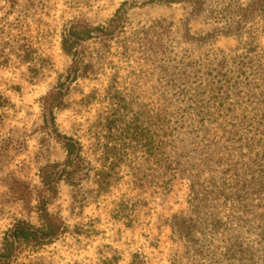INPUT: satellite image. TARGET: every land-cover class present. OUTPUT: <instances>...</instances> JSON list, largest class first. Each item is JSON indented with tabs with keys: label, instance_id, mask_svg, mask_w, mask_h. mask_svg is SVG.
<instances>
[{
	"label": "rangeland",
	"instance_id": "rangeland-1",
	"mask_svg": "<svg viewBox=\"0 0 264 264\" xmlns=\"http://www.w3.org/2000/svg\"><path fill=\"white\" fill-rule=\"evenodd\" d=\"M8 2L0 0V96L9 103L0 109V252L17 222L40 227L41 207L66 231L0 263L129 264L136 256L146 264L220 263L233 231L209 233L219 246L213 262L195 254L182 228L189 219L209 228L232 220L231 205L203 197L221 172L241 174L264 152V0H204L202 12L164 0ZM254 2L261 10L253 7L240 31L212 34L234 27ZM119 10L122 22L105 35ZM160 19L166 29L158 26L155 37L165 44L152 51L163 50L172 74L195 76L186 96L170 90L144 45ZM84 27L93 37L69 55L63 39ZM22 43L28 62L2 50ZM241 63H252L246 77ZM54 92L64 98L52 116L46 98ZM69 141L82 159L72 181L60 179ZM44 170L55 175V193L41 183ZM254 209L262 224L264 205Z\"/></svg>",
	"mask_w": 264,
	"mask_h": 264
},
{
	"label": "trees",
	"instance_id": "trees-1",
	"mask_svg": "<svg viewBox=\"0 0 264 264\" xmlns=\"http://www.w3.org/2000/svg\"><path fill=\"white\" fill-rule=\"evenodd\" d=\"M10 6L15 7L17 0H8ZM169 4L176 3H188L194 5L196 12H202L204 8V0H164ZM242 7V6H241ZM256 8L257 11H260L261 8L257 2H254L251 5L242 8L239 13L240 16L238 21L235 22L234 27H229L231 24H226L222 29L216 28L212 34H228L230 32L240 31L239 26H245L248 21L251 9ZM233 18L229 21H233ZM123 20V15H121V10L117 12L115 17L110 20L107 27L101 29L100 31L105 35H110L114 33L120 23ZM165 23V20L160 19L152 23V27L149 28L147 37L144 39V45L147 46L150 57H153L155 63L161 62L162 72L166 75L167 85L170 87V90L175 92L177 96H186L188 94L187 87L189 83H192V80L195 79V76L187 75L185 73L175 72L171 73V69H174L172 66H167L165 59V54L162 51L154 52L152 49H163L164 40L158 39L155 37L157 30H165L161 24ZM1 24V23H0ZM160 26V27H158ZM167 30H168V25ZM238 26V28H236ZM158 27V29H157ZM187 24L184 23V28L186 29ZM1 28V27H0ZM96 30H99L97 28ZM92 29L82 28V30L76 31L75 28L70 29L69 36L65 37L62 41V48L69 55H76V52L73 50L79 45V41L90 40L92 36ZM208 34L207 36H209ZM11 36V35H10ZM9 36V37H10ZM189 40L194 41V38H188ZM9 43L11 41L7 40ZM164 43V44H163ZM5 46L0 43V47ZM7 47H2L3 52L11 54L14 50L22 55V58L28 62L30 60V47L26 43L20 44L18 48L13 46V50H6ZM153 52V53H152ZM249 54L253 52L250 48L247 51ZM14 53V52H13ZM152 55V56H151ZM158 57H162L159 60ZM159 60V61H158ZM241 70L240 73L243 76H248L251 73L252 63L240 64ZM214 77H221L223 71L216 70ZM177 73V74H176ZM194 77V78H193ZM245 79V78H244ZM246 80V79H245ZM242 83L244 81L242 80ZM186 87H185V86ZM190 89V88H188ZM64 95L61 92L51 93L48 98H46V106L50 109V113L53 116V110L59 107L62 103ZM9 105L8 100L0 96V109H4ZM53 119V118H52ZM52 122L55 124L54 119ZM67 152V161L65 162V169L60 179L69 180L70 176L74 173L73 170L78 171L81 167L82 159L80 156V150L76 148L75 143L69 141L64 144ZM260 156L253 160L249 165V168H246L241 174H227L229 171L221 172L223 178L221 180L213 181L211 184V190L208 192L207 196H204L203 199L209 204L212 201H215V198H211V195H217V199H222V202L232 206V211L235 213V216H232V220L223 222L222 224H213L210 223V228L207 224H194L191 219L184 222L182 233L184 237L187 238L188 242L193 247V250L197 256L201 259L210 258L215 262L217 253L215 251L219 250V246L214 245L213 237L209 238V233L215 231V226L223 228L224 232L233 231L232 234H228V237L224 238L222 241V253L218 254L222 258V261L218 264H223L224 261L227 264H264V222H258L259 214L255 212V205L262 206L264 205V152L258 153ZM56 166H48L46 169L53 170ZM235 166H231V169H234ZM233 175H236L233 177ZM55 176V175H54ZM54 176L44 174L41 177V183L43 186H49V191L55 193L56 188L52 186L54 184ZM197 186V184L192 188ZM210 186H206V189H209ZM208 206V205H207ZM40 227H34L31 224L25 221L17 222L13 228L9 231L7 236L4 238L2 243V249L0 252V258L9 260L11 256H15V253L20 250V248L35 246V247H44L54 243L62 234L65 233L66 229L64 225L59 222V220L53 218L51 214L48 213L46 208L40 209ZM220 223V222H218ZM199 227V228H197ZM209 228V229H208ZM196 229H202L203 231L207 230L206 234L201 232L200 238L193 237V232ZM199 233V232H197ZM1 264V263H0ZM7 264V263H4ZM129 264H146L143 258L136 256L130 261Z\"/></svg>",
	"mask_w": 264,
	"mask_h": 264
}]
</instances>
